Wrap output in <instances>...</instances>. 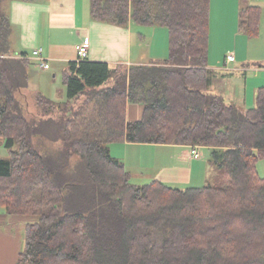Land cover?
Wrapping results in <instances>:
<instances>
[{
    "label": "trees",
    "instance_id": "16d2710c",
    "mask_svg": "<svg viewBox=\"0 0 264 264\" xmlns=\"http://www.w3.org/2000/svg\"><path fill=\"white\" fill-rule=\"evenodd\" d=\"M8 1L0 0V138L9 150L0 207L25 221L16 264H264V87L252 108L209 90L211 0H90L96 21L166 28L168 57L130 67L72 61L66 101L29 92L37 65L12 50ZM240 19L243 33L259 34L258 6L244 1ZM128 102L143 105L139 120L127 121ZM125 141L206 147L216 183L136 184L110 151Z\"/></svg>",
    "mask_w": 264,
    "mask_h": 264
},
{
    "label": "crops",
    "instance_id": "0c3cea01",
    "mask_svg": "<svg viewBox=\"0 0 264 264\" xmlns=\"http://www.w3.org/2000/svg\"><path fill=\"white\" fill-rule=\"evenodd\" d=\"M244 1L260 8L259 34L255 37L247 36L240 30V10ZM6 6L13 25L11 38L13 52L16 54L29 53L42 48L44 58L52 65L47 69L41 67L42 70L53 68V71L64 72L70 62L78 59L75 45L85 38L90 40L88 59L91 61H106L130 67L151 64L168 57L166 29L150 27L153 39L147 51L148 55H144L138 50L142 44L139 42L136 44L135 40L138 37L133 35L137 34L143 26L141 25L136 30L134 26L137 24L134 22H130L125 27L96 21L91 15L90 0H12L8 1ZM210 17V41L216 42L221 36L233 38L235 41L234 47L227 50V56L223 54L221 58L218 57L219 60L224 58V67L220 64L213 66V62L209 61L211 70L214 72L239 70L238 67L230 66L232 61L228 62L229 55L234 56V62H240L243 70L246 69L245 62L260 59L263 62L258 67L259 69L264 68V49L258 53L254 50L257 47H254L253 53L246 54L240 44L243 42L249 45L251 41L248 38L264 37V0H211ZM228 19L231 23L229 26L226 24ZM139 34L143 37L142 32ZM156 38H158L157 48L159 43L162 47L159 55L153 53ZM150 55L153 56L149 57ZM209 56L213 59L210 47ZM32 59L39 63L35 57ZM54 75L56 76L57 73ZM248 81L249 79L246 80L247 83ZM261 87L264 86L256 90L253 88L256 97ZM210 88L213 90L214 80ZM29 91L32 92V90ZM236 106L245 108L240 105ZM142 114L143 105L127 103V121L139 120ZM191 149L190 145L130 143L127 141L110 145L111 154L124 163L131 174L132 181L135 179L149 183L153 180H161L175 187H200L207 183L216 171L209 160L210 154H203V149L210 152L208 148L199 149L201 153L199 158L192 155ZM21 223L20 219L8 216L6 210L0 207V264H16L25 239L24 227L20 226ZM7 225L12 226V229L7 230Z\"/></svg>",
    "mask_w": 264,
    "mask_h": 264
},
{
    "label": "rangeland",
    "instance_id": "374dc122",
    "mask_svg": "<svg viewBox=\"0 0 264 264\" xmlns=\"http://www.w3.org/2000/svg\"><path fill=\"white\" fill-rule=\"evenodd\" d=\"M226 24L227 26L231 24L229 19L227 20ZM137 25L134 26L136 30H138L139 27L141 26L140 24ZM150 27L151 26H143L139 29V32L137 34L135 33L133 34L134 37H138L137 40H135V43L138 44L139 42L142 44V46H139L138 50L140 52H143L144 55H148L147 51L150 49V44L152 43V39H153L151 37ZM231 27L232 25L229 28L231 29ZM140 32H142L143 37L140 36L139 34ZM157 37L159 36L157 35ZM248 39L251 41L249 45H246L243 42L240 43L241 48H243L244 50L243 52H245L246 54H249L250 52L253 53L254 47H257L254 50L258 53L261 52L260 50L263 51L264 37L257 39H253V38H248ZM234 43L235 41L233 38H226L224 36H221L219 39L216 40V42L210 41L209 38V47L211 48L212 57H213V59L210 58V62H213V66H217V64H220L222 67H224V58L222 60L220 59L221 60L220 61L218 57L221 58L223 54H224L223 56H227L228 55L227 50L232 49V47H234ZM157 44H158V38H156L153 46L154 55H159L162 48L161 43H159L158 48H157ZM32 56H34L32 52H29L28 57H32ZM152 56L153 55H150L149 57ZM234 61H232V64L230 66L233 68L238 67L240 69L230 72H228L229 70L219 71L218 69H216L219 72H214L216 75V77H214V88H213L214 91L211 88L209 90L215 94H217L216 92L222 94L225 97V100L229 104L232 103V104L244 106L245 108H252L256 105V101H255L256 93L253 88H255L256 90L258 87L264 86V68L259 69L258 67V65L262 64L263 61L260 59L258 61L245 62L246 63L245 70H243V67L240 66V62H234ZM48 63L49 65H51L50 62ZM39 64L40 63L36 62L37 66H35L34 68V71H36V73H33L32 76L30 77V82H29L30 89L32 91H41L44 95H46L48 98H50L53 101H66L68 99L67 88L62 80L63 72L53 71V68L51 70H42L43 68L41 69V67H39ZM256 69L259 70L256 71ZM54 73H57V75L55 76ZM247 79H249L248 83L246 82ZM246 89H247V94H246ZM27 94L30 96L31 111L37 112L35 101L32 99L30 93ZM4 142L5 140L3 138H0V158H5L9 154V150L4 146ZM195 147L200 152L199 149H201L202 147L200 145H197ZM202 151L204 155L210 154V152L207 149L206 150L203 149ZM257 166H258L259 174L261 176H264V159L259 160L257 162ZM216 174L215 172H213L211 179H209L208 183H205L204 185L209 183L215 184L217 177ZM133 182L139 185L147 183L146 181H140L135 179H133ZM179 188H186V187H179ZM21 225H23L22 227L25 228V221H23L20 224V226ZM8 228L12 229V226L7 225V230Z\"/></svg>",
    "mask_w": 264,
    "mask_h": 264
},
{
    "label": "built area",
    "instance_id": "2783aa9c",
    "mask_svg": "<svg viewBox=\"0 0 264 264\" xmlns=\"http://www.w3.org/2000/svg\"><path fill=\"white\" fill-rule=\"evenodd\" d=\"M89 46H90V40L88 38H85L82 42L77 43L75 45L78 61L87 59L89 57ZM32 53H33L34 57L39 61L40 67H43L46 69L49 68L50 65L43 56V49L42 48H37V49L33 50ZM227 60L229 62H231V61H234L235 58H234V56L229 55L227 57ZM191 153L196 158H199L201 156V153L197 150V148L195 146L192 147Z\"/></svg>",
    "mask_w": 264,
    "mask_h": 264
}]
</instances>
